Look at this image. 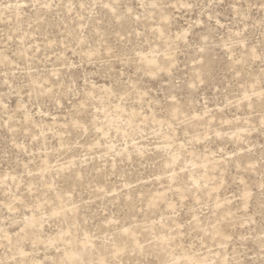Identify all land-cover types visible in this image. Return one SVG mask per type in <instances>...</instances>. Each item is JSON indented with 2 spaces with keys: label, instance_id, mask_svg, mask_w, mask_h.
Here are the masks:
<instances>
[{
  "label": "rangeland",
  "instance_id": "obj_1",
  "mask_svg": "<svg viewBox=\"0 0 264 264\" xmlns=\"http://www.w3.org/2000/svg\"><path fill=\"white\" fill-rule=\"evenodd\" d=\"M0 264H264V0H0Z\"/></svg>",
  "mask_w": 264,
  "mask_h": 264
},
{
  "label": "snow or ice",
  "instance_id": "obj_2",
  "mask_svg": "<svg viewBox=\"0 0 264 264\" xmlns=\"http://www.w3.org/2000/svg\"><path fill=\"white\" fill-rule=\"evenodd\" d=\"M105 7H107V5H105Z\"/></svg>",
  "mask_w": 264,
  "mask_h": 264
}]
</instances>
